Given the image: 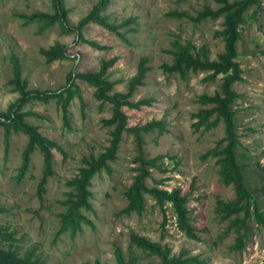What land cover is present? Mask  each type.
<instances>
[{"label":"rangeland","instance_id":"rangeland-1","mask_svg":"<svg viewBox=\"0 0 264 264\" xmlns=\"http://www.w3.org/2000/svg\"><path fill=\"white\" fill-rule=\"evenodd\" d=\"M97 1L65 0V7L70 9L68 25L74 28ZM205 7L215 11L219 5L213 0H109L105 11L109 24L120 25L134 18L127 25L129 31L124 26L117 29L126 41L93 23L82 27L83 40H79L76 32L64 34L57 24L39 31L37 24L23 23L20 17L23 14L51 13L50 0H0V112L18 98L9 84L13 77L12 56L19 61L27 89L41 92L60 90L70 72L97 71L101 61L111 58L116 61L107 70L108 79L115 82L113 91L125 92L126 82L135 74L138 61L148 58L144 85L137 87L129 99L132 103L141 100L148 103L137 109L122 107L126 127L164 122L162 134L157 128L141 134L144 158L162 156L157 161L159 170L151 169L153 179L147 178L145 184L167 191L179 189L187 195L190 222L199 238L195 241L185 237L175 227L169 205L162 214L148 195L140 215L120 213L126 205L124 192L135 176L137 155L133 135L125 132L121 135L116 161L109 163L111 172L102 170L91 179L88 189L91 209L82 211L88 223L82 224L73 237L68 231L57 234L58 214L65 209L61 202L69 190L66 182L77 174L82 157L95 158L104 152L112 130L101 124V119L111 116L110 106L100 107L93 96L94 88L76 79L80 99L74 97L69 103V129L64 126L61 109L54 99L31 100L21 108L30 114L25 121L36 126L42 136L54 141L64 153L51 150L52 175L46 179L40 199L37 184L42 177L41 153L35 150L31 154L28 169L18 179L27 138L22 133H10L5 140L0 127V208L4 209L0 213V227L12 233L13 249L18 255L34 251L45 264H92L95 260L116 264L113 251L117 246L126 259L134 260L133 264L157 262L130 244L129 236L136 234L167 246L172 254L185 250L187 256H197L202 264H264V229L249 218L245 247L232 251L230 247L237 234L233 229L226 233L228 221H221L214 212L216 199L234 198L233 188L218 182L215 159H201L224 136L222 123L208 130L193 127V115L204 108L197 103L198 96L213 95L221 77L211 83L204 80L206 74L190 72L182 80L161 69L163 64H171V57L164 51L177 38L191 41L197 47L205 46L212 60L223 52V41L215 36L222 28L221 17L194 23L168 15L182 12L194 18ZM253 11L254 8L245 13L236 43L241 80L233 84L239 96L233 109L239 140L238 160L246 165L245 183L258 196L264 212V171L261 170L264 165V0L256 15ZM56 42L66 46L68 59L47 63L39 50ZM6 245L0 243L2 248Z\"/></svg>","mask_w":264,"mask_h":264},{"label":"trees","instance_id":"trees-1","mask_svg":"<svg viewBox=\"0 0 264 264\" xmlns=\"http://www.w3.org/2000/svg\"><path fill=\"white\" fill-rule=\"evenodd\" d=\"M213 2L219 5L218 9L213 11L205 7L194 18H189L182 12H170L168 15L178 19L184 17L194 23L221 17L222 28L215 33V36L223 41V52L218 54L215 60H212L205 46L197 47L191 41L177 38L170 42V49L164 51L165 54L171 57V64H163L161 69L165 73L176 74L182 80H186L190 72L193 74H206L204 80L211 83L218 76L221 77L218 89L213 95L202 94L198 96L197 103L204 108L198 109L193 115L195 119L193 127L194 129L204 127L205 130H208L215 127L219 122L223 125L224 136L201 159L214 158L217 166L218 182L224 187L231 186L234 190V198L232 200H215L214 212L221 221H228L226 233L233 229L237 234L235 242L230 249L232 251H241L245 247V238L248 232L246 223L248 219L251 218L256 226L264 229V212L261 210V202L258 196L245 183L246 165L239 162L237 156L239 140L236 135V118L233 105L239 96L233 90V84L241 80V70L236 62V43L240 39V26L245 22V13L254 8L253 15H256L261 9L262 0H234L232 2L228 0H213ZM50 3L53 9L51 13L34 12L28 15L23 14L20 16L23 19V23H35L38 25L39 31L57 24L64 34L76 32L79 40L82 39L80 34L82 27L93 23L117 33L122 40L126 41L124 34L117 32V29L124 26L125 31H129L130 28H127V25L130 22H134V18H130L129 21L122 22L120 25L109 24L107 22L108 15L105 14L109 0H98L73 28L68 25L67 18L70 9L65 7V0H50ZM89 44L97 47L94 42ZM39 53L47 63L68 59L66 46L57 42L47 49H40ZM115 61L116 58L101 61L97 71L75 74L70 72L67 76L66 85L62 89L54 92H41L27 89V81L21 77L19 61L12 56L13 77L9 80V84L17 92L18 98L9 104L5 111L0 112V127L3 128L5 140H7L10 133H22L27 138L26 145L21 153L18 179H21L28 169L31 154L35 150L39 151L43 159L42 177L37 184V195L40 199L45 192V181L52 175L51 150L56 149L64 155L61 148L54 141L42 136L36 126L25 121V118L30 114L22 112L21 108L31 100L46 102L54 99L61 109L63 124L69 129V103L74 97L80 99V90L74 80H81L94 88L93 96L99 102L100 107L105 104L110 106L111 116L101 119V124L103 127H108L112 130L109 131L108 146H106L104 152L98 154L95 158L92 156L82 157L77 174L66 182L69 190L65 194V200L61 202L65 209L58 214L59 229L57 234L68 231L73 237L80 231L82 224L88 223L82 211L91 209L89 202L91 193L88 190L91 186V179L102 170L108 173L111 172L109 163L116 161L121 135L125 132L133 135L137 155L134 159L136 166L133 169L135 176L131 185L124 192L126 205L120 213L126 216L132 213L140 215L145 209V195H148L161 210L162 214L165 212V206L169 205L177 230L183 233L185 237L198 241L199 238L190 222V212L187 207L188 196L181 194L179 189L167 191L156 185L148 187L145 184L147 178L153 179L150 170H159L157 161L162 156L144 158L141 134H147L153 131L154 128H157L158 133L162 134L165 130L164 122L152 121L143 126L126 127L127 118L122 112V107L137 109L141 105L148 103V101L143 100L136 103L129 101L136 88L144 85L143 80L149 69L146 66L148 58H141L138 61L135 74L126 82L125 92L113 91L115 82L108 79L107 70L113 66ZM212 117L214 118L211 119ZM261 170L264 171V165L261 166ZM153 182L155 181L153 180ZM2 212H4V209L0 208V213ZM165 223L166 220L163 217L162 225ZM129 238L130 244L141 250L146 257L157 259V262L150 264L203 263L197 256H187V251L185 250H181L177 255L172 254L167 246H162L144 236L131 234ZM0 243L7 244L5 248L0 247V264H45V261L36 256L34 251L25 252L22 256L18 255L16 250L13 249L12 233L2 230L1 227ZM113 256L116 264H133L134 262L132 258L126 259L121 249L117 246L114 247ZM92 264L102 263L95 260Z\"/></svg>","mask_w":264,"mask_h":264}]
</instances>
